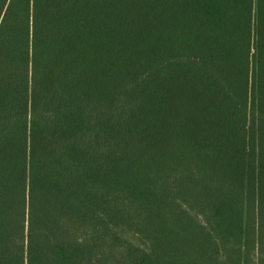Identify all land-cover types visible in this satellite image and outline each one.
<instances>
[{"label": "trees", "instance_id": "obj_1", "mask_svg": "<svg viewBox=\"0 0 264 264\" xmlns=\"http://www.w3.org/2000/svg\"><path fill=\"white\" fill-rule=\"evenodd\" d=\"M0 264H264V0H0Z\"/></svg>", "mask_w": 264, "mask_h": 264}]
</instances>
